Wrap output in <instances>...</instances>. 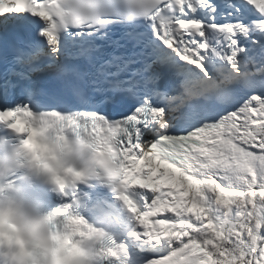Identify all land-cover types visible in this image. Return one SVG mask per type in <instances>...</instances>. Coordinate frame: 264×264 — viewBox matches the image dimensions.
Returning a JSON list of instances; mask_svg holds the SVG:
<instances>
[{"label": "snow or ice", "instance_id": "snow-or-ice-1", "mask_svg": "<svg viewBox=\"0 0 264 264\" xmlns=\"http://www.w3.org/2000/svg\"><path fill=\"white\" fill-rule=\"evenodd\" d=\"M38 118L124 161L108 264H264V0H0V140Z\"/></svg>", "mask_w": 264, "mask_h": 264}, {"label": "clouds", "instance_id": "clouds-1", "mask_svg": "<svg viewBox=\"0 0 264 264\" xmlns=\"http://www.w3.org/2000/svg\"><path fill=\"white\" fill-rule=\"evenodd\" d=\"M125 164L102 133L38 118L28 143L0 140V264H108L121 231L107 208L85 205L104 191L119 197ZM130 219V218H129Z\"/></svg>", "mask_w": 264, "mask_h": 264}]
</instances>
